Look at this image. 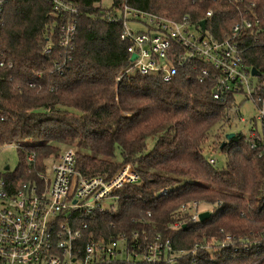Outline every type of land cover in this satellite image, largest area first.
<instances>
[{"label": "trees", "instance_id": "16d2710c", "mask_svg": "<svg viewBox=\"0 0 264 264\" xmlns=\"http://www.w3.org/2000/svg\"><path fill=\"white\" fill-rule=\"evenodd\" d=\"M193 1L113 0L106 10L102 0H81L73 58L59 74L53 69L64 57L61 20L52 6L45 0H9L0 26V63H12L10 69L0 66V148L16 145L21 160L4 177L14 188L38 180L46 163L73 145L77 170L88 177L110 178L133 163L139 183L123 187L116 208L89 221L84 242L123 235L132 251L141 252L138 244L161 235L172 241L173 264H264V157L240 133L227 140L240 116L235 99L215 100L211 85L187 67L171 83L141 76L117 81L130 62L121 22L108 20L110 15L126 4L176 21L188 16L198 27L212 10L208 29L216 37L238 18L227 1ZM247 2L256 3L264 21V0ZM49 43L53 49L45 55ZM245 58L264 75V49L252 48ZM218 128L226 132L215 134ZM208 151L225 153L226 166L210 164ZM29 153L36 155L33 166ZM194 202L216 213L192 222L182 207ZM226 235L231 243L223 246Z\"/></svg>", "mask_w": 264, "mask_h": 264}, {"label": "built area", "instance_id": "2783aa9c", "mask_svg": "<svg viewBox=\"0 0 264 264\" xmlns=\"http://www.w3.org/2000/svg\"><path fill=\"white\" fill-rule=\"evenodd\" d=\"M8 1L0 0V26L5 23ZM45 1L61 20L59 45L64 57L55 64L53 72L63 74L73 58L81 0ZM224 1L235 8L238 18L229 31L218 37L208 29V20L212 21L214 16L212 10L206 14L208 20H203L206 28L202 30L203 21L196 27L188 16L176 21L133 10L126 4L118 9L108 20L121 22L120 39L128 44L130 63L117 81L141 76L171 83L180 69L190 68L200 82L211 85L215 100L235 99L241 123L248 122L241 115L243 103L249 102L255 107L257 115L249 122L251 130L247 139L250 149L264 157V75L257 69L258 74L253 75L255 68L245 58L252 48L264 49V21L256 3ZM131 24L143 26L145 30L135 32ZM52 49L53 44L49 43L44 54L49 55ZM132 55H136L134 61L130 60ZM0 66L10 69L12 63L1 62ZM2 113L0 110V115ZM26 160L33 166L36 155L29 153ZM215 162L211 157L210 164ZM46 164L47 170L38 173V180L21 183L17 188L5 179L6 171L0 173V264H106L134 260L174 263L172 241L161 235L148 245L138 244L141 252L132 251L129 240L123 235L109 242L91 236L84 242L89 221L115 209L116 195L123 187L139 183L140 174L133 163L124 164L110 178L88 177L77 170V150L69 147ZM167 193V190L161 192L162 195ZM202 206L208 205L194 202L183 206L182 210L189 211L191 221L197 223L199 215L206 212L200 210ZM208 207L212 208L208 212L214 215L216 209ZM231 239L226 235L223 246L230 244Z\"/></svg>", "mask_w": 264, "mask_h": 264}, {"label": "rangeland", "instance_id": "374dc122", "mask_svg": "<svg viewBox=\"0 0 264 264\" xmlns=\"http://www.w3.org/2000/svg\"><path fill=\"white\" fill-rule=\"evenodd\" d=\"M113 4V0H102L101 2V7L103 9H110L111 6ZM131 28L133 31L137 32V31H144L145 27L143 26H136V25H132L131 24ZM242 101V100H241ZM242 112L241 115L243 116L244 120L248 121L246 124L241 123L240 119L236 120L232 127L229 128L227 130V134H237L240 133L242 134L244 137L249 138L250 136V130H251V126H250V121L256 117L257 112L255 110V107L249 103V102H245L243 103V106L241 108ZM218 130V131H217ZM226 132V130L221 131V129H216L215 130V134L217 133H223ZM215 136V135H214ZM153 146V141L152 139H150L149 143H148V147L149 149H151ZM67 147H73L77 150V148L75 147V145L73 146H64L62 149L64 150V148ZM216 159L217 161V168L222 169L223 167L226 166L227 163V156L225 155V153L222 152H217L215 155H212V153H210L209 151L205 153V157H213ZM20 155L18 153L17 147L16 145H7L4 146L2 148H0V173H3L5 170V168L8 166L10 168L11 172H14L17 167L20 164ZM49 177H51V175L49 174ZM112 201V200H111ZM111 201H107V203H110ZM206 210L209 211L212 208L208 207V206H202L200 208V210Z\"/></svg>", "mask_w": 264, "mask_h": 264}, {"label": "water", "instance_id": "95a60500", "mask_svg": "<svg viewBox=\"0 0 264 264\" xmlns=\"http://www.w3.org/2000/svg\"><path fill=\"white\" fill-rule=\"evenodd\" d=\"M201 28H202V30H205V28H206V21H203V22L201 23ZM135 59H136V55H132V57H131L130 60H131V61H134ZM252 73H253V75H257V74H258V71H257L256 69H253ZM234 136H235V134H230V135H228V136H227V140L232 139ZM226 144H227V143L224 142L221 148H224V147L226 146ZM5 170H6V171H9L10 168L7 166V167L5 168ZM210 216H211V213L208 212V211L201 213V214L199 215L200 222H204V221L208 220V219L210 218Z\"/></svg>", "mask_w": 264, "mask_h": 264}]
</instances>
